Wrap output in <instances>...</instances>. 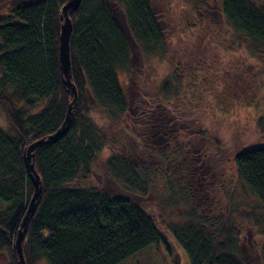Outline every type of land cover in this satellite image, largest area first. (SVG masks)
Instances as JSON below:
<instances>
[{"label":"trees","instance_id":"trees-1","mask_svg":"<svg viewBox=\"0 0 264 264\" xmlns=\"http://www.w3.org/2000/svg\"><path fill=\"white\" fill-rule=\"evenodd\" d=\"M21 1L0 0V113L9 122V130L0 128V253L10 254L9 264H17L14 245L34 192L26 149L62 126L74 97L64 84L59 59L60 17L68 0ZM115 7L124 12L129 35L116 20ZM221 9L236 32L264 46V0H222ZM69 16L77 102L66 133L34 151L42 195L24 233L23 254L26 264H121L164 241L161 222L128 199L72 184L89 178L95 161L110 149L104 166L114 181L141 196L156 185L155 171L136 161L143 150L152 153V147L137 146L134 156L121 138L135 135L127 123L129 100L118 72L134 75L129 36L152 57L165 50V35L151 0H82ZM178 86L165 81L148 102L155 136L170 139L166 122L152 117H163L160 109L166 104L161 101L172 99ZM94 110L113 128L111 138L92 119ZM262 132L264 137V128ZM168 151H158L165 162L175 155ZM168 162L171 171L174 162ZM233 164L237 178L264 208V143L236 153ZM185 169L189 171L180 168ZM163 181L172 196L187 199L180 179L163 176ZM193 212L183 228L167 227L188 264H252L227 216L206 221ZM259 255L264 264V244Z\"/></svg>","mask_w":264,"mask_h":264},{"label":"rangeland","instance_id":"rangeland-1","mask_svg":"<svg viewBox=\"0 0 264 264\" xmlns=\"http://www.w3.org/2000/svg\"><path fill=\"white\" fill-rule=\"evenodd\" d=\"M151 2L164 31L165 50L146 57L129 36L134 75L131 78L119 70L118 76L129 100L127 123L135 135V139L121 138L134 156L137 146L141 150L152 147V153L143 150L136 161L155 171L157 183L147 196L127 191L105 169L111 154L107 149L93 164L91 176L80 177L72 185L128 199L161 222L164 241L121 264H188L186 253L167 227L183 228L191 220L190 211L206 221L227 216L243 239L244 254L252 264H263L259 254L264 244V208L237 178L233 158L264 143V46L231 27L222 14V0ZM115 8L116 20L129 35L124 12ZM167 80L178 86L177 94L161 101L166 104L160 109L165 110L163 117L152 118L166 122L170 139L155 136L148 110L149 100ZM91 117L107 138L114 135L103 115L94 110ZM0 128L9 130L4 113H0ZM161 147L175 154L171 171L167 168L172 160L161 159ZM184 166L190 172L180 170ZM163 176L181 180L185 201L178 194L171 195ZM10 261L8 252L0 253V264Z\"/></svg>","mask_w":264,"mask_h":264},{"label":"water","instance_id":"water-1","mask_svg":"<svg viewBox=\"0 0 264 264\" xmlns=\"http://www.w3.org/2000/svg\"><path fill=\"white\" fill-rule=\"evenodd\" d=\"M81 2L82 0H68L62 7V14L60 17V20L62 22L60 37H59L60 69H61V73L64 76V84L67 87L68 93H73L74 95L73 100L68 107V111L62 126L54 134L50 135L47 139H39L33 142L32 144H30V146H28L25 152L26 166L32 177L34 192L29 202L27 212L21 223V227L19 229L18 236L14 245L17 256V264H26L23 254L22 241L28 225V221L35 212L37 207V202L42 195V182L40 180L38 173L36 172L35 165L33 162L34 151L36 148H38L43 144L56 142L66 133V131L68 130V126L72 121V117H73L72 110L77 102V89L72 82V74H71L72 65H71V53H70V37L73 30V24L69 16V11H76L79 8Z\"/></svg>","mask_w":264,"mask_h":264},{"label":"flooded vegetation","instance_id":"flooded-vegetation-1","mask_svg":"<svg viewBox=\"0 0 264 264\" xmlns=\"http://www.w3.org/2000/svg\"><path fill=\"white\" fill-rule=\"evenodd\" d=\"M144 112H146V111H144ZM144 112H143V113H144ZM146 113H147V112H146Z\"/></svg>","mask_w":264,"mask_h":264}]
</instances>
